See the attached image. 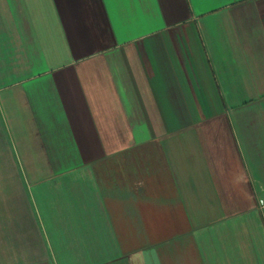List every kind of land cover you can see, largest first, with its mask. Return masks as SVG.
Returning <instances> with one entry per match:
<instances>
[{
  "label": "crops",
  "instance_id": "1",
  "mask_svg": "<svg viewBox=\"0 0 264 264\" xmlns=\"http://www.w3.org/2000/svg\"><path fill=\"white\" fill-rule=\"evenodd\" d=\"M0 264H264V0H0Z\"/></svg>",
  "mask_w": 264,
  "mask_h": 264
}]
</instances>
